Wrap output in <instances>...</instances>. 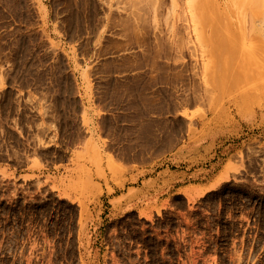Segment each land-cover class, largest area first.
Instances as JSON below:
<instances>
[{
  "label": "rangeland",
  "instance_id": "374dc122",
  "mask_svg": "<svg viewBox=\"0 0 264 264\" xmlns=\"http://www.w3.org/2000/svg\"><path fill=\"white\" fill-rule=\"evenodd\" d=\"M185 135L209 182L131 208ZM0 264H264V4L0 0Z\"/></svg>",
  "mask_w": 264,
  "mask_h": 264
},
{
  "label": "crops",
  "instance_id": "0c3cea01",
  "mask_svg": "<svg viewBox=\"0 0 264 264\" xmlns=\"http://www.w3.org/2000/svg\"><path fill=\"white\" fill-rule=\"evenodd\" d=\"M183 110L178 113V117L185 120L188 123V112L184 115ZM106 117L95 118L94 121V131L97 135L104 136L108 139L107 149L111 143V139L109 138V134L106 132L105 127L103 126V121ZM155 119V118H154ZM149 118L145 117L133 119L132 123L125 124H137L138 128H144V126L149 122ZM103 126V127H102ZM187 129V128H186ZM137 131V129H136ZM188 131V129H187ZM187 133V132H186ZM155 136L153 132V137ZM159 139V134H158ZM210 146L212 140L207 142ZM205 146L196 147L193 144L188 143V137L182 136L181 141L176 142L174 148L171 150L169 154V159L167 162L170 163V167L162 170H155L150 175H143L148 168V164L144 163L145 157H129L128 161L118 158V163H121L124 167H136L138 171L132 170V177L128 178V181L124 187L123 195L126 197L125 199H129L133 201L131 208L136 209L140 204V201H156L162 197V194L166 192L167 189L177 188L178 193H183V189L187 188L190 185H206L209 181H204L207 167L202 159L205 158L206 155ZM111 150V149H110ZM134 151L139 152V147H136ZM144 148L140 150L143 152ZM212 152V149L210 150ZM113 159L115 158V154L112 152ZM172 163V164H171ZM175 164V167H174ZM139 169H142L140 171ZM194 184H191V183ZM189 183V184H188ZM116 190H118L116 188ZM175 193V192H174ZM173 193V194H174ZM121 196V195H120ZM118 196L117 198H119ZM187 199V197L185 196Z\"/></svg>",
  "mask_w": 264,
  "mask_h": 264
},
{
  "label": "bare ground",
  "instance_id": "6f19581e",
  "mask_svg": "<svg viewBox=\"0 0 264 264\" xmlns=\"http://www.w3.org/2000/svg\"><path fill=\"white\" fill-rule=\"evenodd\" d=\"M263 4H264V0H260ZM226 176H227V174H225V175H223L222 177H221V179L220 180H222V179H224V178H226ZM220 180H218L217 182H215V183H213L212 185H210L209 187H214V186H216V184L217 183H219L220 182ZM203 192V191H202ZM201 193V192H200Z\"/></svg>",
  "mask_w": 264,
  "mask_h": 264
}]
</instances>
